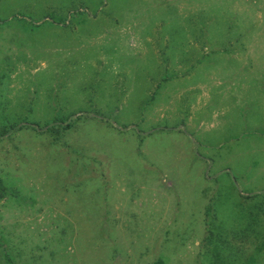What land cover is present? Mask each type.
I'll list each match as a JSON object with an SVG mask.
<instances>
[{"label": "rangeland", "instance_id": "rangeland-1", "mask_svg": "<svg viewBox=\"0 0 264 264\" xmlns=\"http://www.w3.org/2000/svg\"><path fill=\"white\" fill-rule=\"evenodd\" d=\"M0 264H264V0H0Z\"/></svg>", "mask_w": 264, "mask_h": 264}, {"label": "trees", "instance_id": "trees-1", "mask_svg": "<svg viewBox=\"0 0 264 264\" xmlns=\"http://www.w3.org/2000/svg\"><path fill=\"white\" fill-rule=\"evenodd\" d=\"M69 123L67 122V123H65L63 126H62V128H64V129H67L68 127H69Z\"/></svg>", "mask_w": 264, "mask_h": 264}]
</instances>
